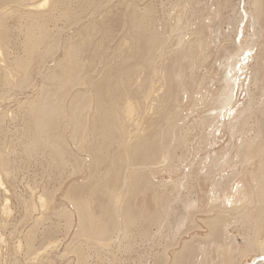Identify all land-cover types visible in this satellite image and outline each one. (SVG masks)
I'll return each instance as SVG.
<instances>
[{
	"label": "bare ground",
	"instance_id": "obj_1",
	"mask_svg": "<svg viewBox=\"0 0 264 264\" xmlns=\"http://www.w3.org/2000/svg\"><path fill=\"white\" fill-rule=\"evenodd\" d=\"M114 1L0 0V100L31 88L12 114L20 157L72 166L13 193L57 223L12 253L48 262L75 215L78 262L135 238L140 264H264V0Z\"/></svg>",
	"mask_w": 264,
	"mask_h": 264
},
{
	"label": "rangeland",
	"instance_id": "obj_2",
	"mask_svg": "<svg viewBox=\"0 0 264 264\" xmlns=\"http://www.w3.org/2000/svg\"><path fill=\"white\" fill-rule=\"evenodd\" d=\"M114 1V0H113ZM116 1H119V0H115L113 3H117ZM123 1V0H122ZM147 0H144V2H146ZM148 1H152V0H148ZM170 1V0H169ZM168 0H153V3L155 5V8H156V12L158 15H161V14H165L168 12V10L171 8V5H169ZM142 1L139 2L138 4V7H142ZM157 3V4H156ZM160 3V5H159ZM157 5V6H156ZM164 5V6H163ZM166 7L168 9H166ZM170 7V8H169ZM158 8V9H157ZM161 10H160V9ZM165 8V9H164ZM165 12V13H164ZM161 13V14H160ZM172 15V14H171ZM31 88H28L27 91H25L22 94H20V96H18L17 98L18 99H14L13 96H6L4 97L5 99H8V100H5L4 98L0 100V110H4L6 111V116H5V121H3V125L5 127V133L7 134V141H2L0 139V142H2V144H5V145H2L0 143V151H2V154L4 156V154H7V157L4 156L6 159H8V162L7 160L5 159V161L9 164L8 165V171H10V175L9 176H6V175H3V173L1 172V182H2V187H5L7 186V188H2L0 187V237H2V241L3 243L0 245V264H13V263H16L17 264H20L22 262H24V254H19L16 256L12 253V248L11 246L17 242H19L20 240L24 239V236L26 235V233L28 232V229L30 227L32 228H36L38 226L39 230H41V228L43 226H47L48 224L52 225L53 223H57V218L56 217H51L50 219L52 220H49L47 219H43V218H40L39 215H38V210L36 208V211H33L34 213L32 215L30 214H27L24 210V206L21 204V203H17V201L14 199L13 197V193H15L16 197H20V199H24L26 200V198H28L33 191L37 190L36 191H39V188H44L45 186H51L55 185L56 181L60 180L62 177L67 176V173L68 175L70 174V171L72 169V166H70L69 164H66L65 167L61 170V173L59 174L58 172L54 171L52 169H49V168H46L45 165L42 166V164L39 163V165H41L40 167L38 166V164L34 161V158H26L24 157V159H22V157H20V154L22 153V146L20 145L19 146V138L15 135L16 134V130L17 128L19 127V124L20 121H19V116L16 117V119L12 116V114L14 115L15 111L16 110V106H17V103L19 100V98L22 100L24 98V94L27 92L28 93H31L30 90ZM29 91V92H28ZM11 97V99H10ZM13 97V98H12ZM4 100V101H3ZM16 101V102H15ZM3 102V103H2ZM4 106V107H3ZM6 106V107H5ZM10 113V114H9ZM17 124V126H15ZM7 126V128H6ZM15 127V128H14ZM17 127V128H16ZM10 131H12L10 133ZM16 131V132H15ZM14 133V134H13ZM11 135V137H10ZM16 138H13L14 136ZM13 136V137H12ZM13 138V139H12ZM12 139V140H11ZM12 143L14 142V144H12V146L10 145L11 142ZM7 142V144H6ZM18 142V143H17ZM9 143V144H8ZM16 143V144H15ZM9 145V146H8ZM18 145V146H16ZM3 146V147H1ZM12 147V148H11ZM2 148V149H1ZM6 148V149H5ZM15 148V149H14ZM73 148V147H72ZM10 149V150H9ZM74 149V148H73ZM15 151L14 153H12V151ZM19 152H18V151ZM4 151V152H3ZM17 151V152H16ZM6 152V153H5ZM15 154V155H14ZM18 154V155H17ZM9 155V156H8ZM13 156V158H12ZM17 157V159H16ZM10 158V159H9ZM14 159V161H13ZM18 159H20L18 161ZM30 159V161H29ZM29 161L30 164L28 165L27 162ZM34 161V162H33ZM24 162V163H23ZM26 162V164H25ZM36 163V165H35ZM16 164V165H15ZM18 164V165H17ZM34 164V165H32ZM21 165V166H20ZM28 165V166H27ZM14 166V167H13ZM31 166V167H30ZM19 167V168H18ZM39 167V168H38ZM42 167V168H41ZM24 168V169H23ZM37 168V169H36ZM71 168V169H70ZM18 169V170H17ZM49 171H48V170ZM17 170V172H16ZM39 170V171H38ZM55 170V169H54ZM7 171V173L9 174V172ZM13 171V173H12ZM30 171V172H29ZM47 171V172H46ZM52 171V172H51ZM15 173V174H14ZM26 173V174H25ZM29 173V174H28ZM66 173V174H65ZM7 174V175H8ZM48 174V175H47ZM38 175V176H37ZM4 176H6L7 178H5ZM61 176V178H60ZM10 177V178H9ZM40 177V179H39ZM72 177H75V174L72 175ZM33 178V179H31ZM6 179V180H5ZM7 179H10L7 181ZM23 180V181H22ZM29 180V181H28ZM35 180V181H34ZM40 180V181H39ZM4 181H6V185L4 186ZM11 182V183H9ZM35 182V183H34ZM33 183V184H32ZM37 184V185H36ZM11 185V186H10ZM23 186V187H22ZM29 186V187H28ZM39 186V187H38ZM2 188V189H1ZM7 192H6V190ZM29 189L31 191H29ZM27 190V191H26ZM4 191V192H3ZM18 192V193H17ZM28 193V194H27ZM31 193V194H29ZM12 194V195H11ZM19 196H18V195ZM21 195V196H20ZM23 195V196H22ZM33 195V194H32ZM5 199V200H4ZM44 200V198H43ZM7 201V202H6ZM5 202V204H4ZM8 203V204H6ZM4 204V205H3ZM7 205V206H6ZM9 205V206H8ZM23 207H22V206ZM2 206H5L7 208H10V212L9 210L7 209L6 211L2 208ZM39 205H37L38 207ZM43 206V205H42ZM68 206V209H71V205H67ZM15 207V208H13ZM40 207V206H39ZM41 209V208H40ZM7 212H9L7 214ZM14 212V213H13ZM40 212V210H39ZM4 213V214H3ZM21 213V214H20ZM22 213H23V216H22ZM7 216H6V215ZM20 214V215H19ZM27 214V215H26ZM35 214V215H34ZM5 215V216H4ZM38 216L39 218L37 220H35V217ZM72 224H71V227H70V230L68 229V231L66 233H63V234H66L65 237L63 236H59L58 238L62 239L61 240V244L59 245V247L56 249V254H51L49 255V257L47 258L48 259V262L45 261L44 259V262L43 264H140V258L139 256L141 255V252H142V245L141 243L134 238L135 241H131L129 242V247L127 246V242L125 243V241L123 240H117L116 242V245H113L112 246V251H104V250H101L104 252V254L102 252H100V250H97L95 249L94 251L93 250H87V254H86V260L84 262H78L76 260V258L70 253V252H65L67 250V246L69 245V243L73 242H77V240H80L81 238H84L82 236H79V234L77 233V228L75 226V215H72ZM75 216V217H74ZM4 218V219H3ZM56 218V219H55ZM56 221H55V220ZM32 221V222H31ZM10 222V223H9ZM14 222V223H13ZM40 222L42 224H40ZM52 224H51V223ZM59 222V220H58ZM4 223V224H3ZM48 223V224H47ZM15 226H14V225ZM59 224H63V221L59 222ZM6 225V226H5ZM32 225V226H31ZM5 228V229H4ZM14 228V229H13ZM18 228V229H17ZM76 228V230H75ZM16 229V230H15ZM13 230V231H12ZM75 230V231H73ZM237 229H235L236 231ZM17 233H16V232ZM76 232V233H75ZM14 233V234H13ZM70 234V235H69ZM72 234V235H71ZM8 235V236H6ZM68 235V236H67ZM72 236V237H71ZM4 238V240H3ZM14 239V240H13ZM64 239V240H63ZM118 239V238H117ZM132 239V237L130 238ZM71 240V241H70ZM239 240V239H237ZM240 241V240H239ZM64 242V243H63ZM69 242V243H68ZM134 242V244H133ZM70 243V244H71ZM118 243V244H117ZM21 244V243H20ZM123 244V245H122ZM130 244H133L132 246ZM136 244V245H135ZM119 245V246H118ZM115 246V248H114ZM118 246V248H117ZM127 246V247H126ZM131 246V247H130ZM120 247V248H119ZM123 247H126V248H123ZM62 248V249H61ZM130 248V249H129ZM130 250V251H129ZM141 250V251H140ZM59 251V253H58ZM96 251V252H95ZM116 251V252H115ZM11 252V253H10ZM98 252V253H97ZM108 254H106V253ZM110 252V253H109ZM3 253V255H2ZM62 255H61V254ZM120 253V254H119ZM92 254V255H91ZM114 254V256H113ZM11 255V257H10ZM58 255V256H57ZM64 255V256H63ZM113 256V257H112ZM64 257V258H63ZM10 258V259H9ZM125 258V259H124ZM20 259V260H19ZM70 259V260H69ZM10 260V262H9ZM89 261V262H88ZM93 261V262H92ZM134 261V262H133ZM20 262V263H19ZM23 264V263H22Z\"/></svg>",
	"mask_w": 264,
	"mask_h": 264
}]
</instances>
